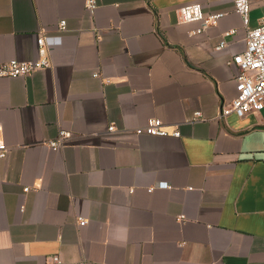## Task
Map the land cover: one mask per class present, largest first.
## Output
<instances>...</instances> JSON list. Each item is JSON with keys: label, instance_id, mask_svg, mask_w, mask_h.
<instances>
[{"label": "crops", "instance_id": "obj_1", "mask_svg": "<svg viewBox=\"0 0 264 264\" xmlns=\"http://www.w3.org/2000/svg\"><path fill=\"white\" fill-rule=\"evenodd\" d=\"M87 1L0 0V63L51 43L49 68L0 78V264H264V109L218 120L264 0L247 29L234 0ZM192 4L225 16L192 35ZM151 118L180 137L135 135Z\"/></svg>", "mask_w": 264, "mask_h": 264}, {"label": "built area", "instance_id": "obj_2", "mask_svg": "<svg viewBox=\"0 0 264 264\" xmlns=\"http://www.w3.org/2000/svg\"><path fill=\"white\" fill-rule=\"evenodd\" d=\"M234 12L239 15L242 25L247 29L249 22L250 0H234ZM87 11L91 14L95 9L94 0H88L86 4ZM177 21L179 23H194L200 24L199 28L192 32V35H200L209 27L225 16L224 13L205 14L203 8L199 4L186 5L178 7L176 10ZM66 22L58 23V30L65 31ZM235 33L234 30L229 31L224 36H231ZM245 50L242 53L234 55L227 65L233 66L237 70L235 76V97L229 102H223L220 105L218 112V120L224 121L229 115L233 114L238 118H244L250 114L259 113L264 109V19H261L258 26L254 29H247L245 32ZM46 38L39 37L36 40V58L30 61H19L12 59L0 63V78L16 79L26 77L32 73L44 70L50 67V61L47 51L49 45ZM226 41L221 39L216 50H221L226 47ZM97 77L96 74H94ZM202 116L199 112L194 113L192 121H202ZM134 134L137 136L149 137H172L179 138L180 132L177 127L168 131L165 124L157 118L148 119L145 125L136 127ZM112 133L115 131L114 125H110L107 129ZM71 134L66 131L58 133L55 139L47 141L45 144L48 148L56 151L65 146ZM8 149L3 142L0 134V160L5 159ZM165 183H160L157 188H166ZM29 189H24L28 192ZM151 191V189H150ZM80 226H84L86 221L79 219ZM51 264H84V262L64 263L59 258L54 257Z\"/></svg>", "mask_w": 264, "mask_h": 264}]
</instances>
